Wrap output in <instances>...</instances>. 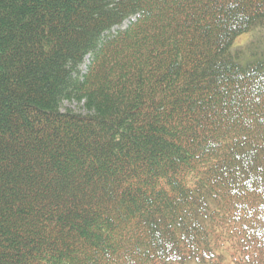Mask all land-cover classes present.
Masks as SVG:
<instances>
[{"label":"trees","instance_id":"1","mask_svg":"<svg viewBox=\"0 0 264 264\" xmlns=\"http://www.w3.org/2000/svg\"><path fill=\"white\" fill-rule=\"evenodd\" d=\"M0 264H264V0H0Z\"/></svg>","mask_w":264,"mask_h":264},{"label":"rangeland","instance_id":"2","mask_svg":"<svg viewBox=\"0 0 264 264\" xmlns=\"http://www.w3.org/2000/svg\"><path fill=\"white\" fill-rule=\"evenodd\" d=\"M244 39L247 41V37H244ZM243 40V39H242ZM90 60L87 59L86 66L83 67L84 70H87V66L89 65ZM64 108H69L75 111H81L82 109V102H77V101H65L63 103V109Z\"/></svg>","mask_w":264,"mask_h":264}]
</instances>
